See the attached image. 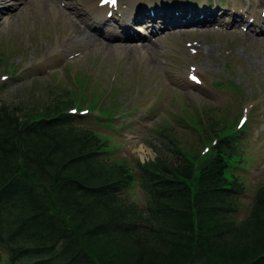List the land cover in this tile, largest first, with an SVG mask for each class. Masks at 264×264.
Here are the masks:
<instances>
[{
    "label": "trees",
    "instance_id": "obj_1",
    "mask_svg": "<svg viewBox=\"0 0 264 264\" xmlns=\"http://www.w3.org/2000/svg\"><path fill=\"white\" fill-rule=\"evenodd\" d=\"M72 94L0 100V263L264 264V183L240 218L245 184L226 176L247 122L198 120L197 151L171 137L166 152L132 167L84 126L98 101Z\"/></svg>",
    "mask_w": 264,
    "mask_h": 264
},
{
    "label": "rangeland",
    "instance_id": "obj_2",
    "mask_svg": "<svg viewBox=\"0 0 264 264\" xmlns=\"http://www.w3.org/2000/svg\"><path fill=\"white\" fill-rule=\"evenodd\" d=\"M51 1L0 0V100L31 103L45 100L50 89H70L77 104L98 101L95 110L85 114L84 126L106 135L112 149L108 155L132 167L136 160L166 152L171 137L184 150L197 151L198 120L236 124L237 117L246 116L247 124L235 140L239 153L230 157L226 172L245 184L238 216H246L254 191L264 183V0H210L200 25L191 22L179 29L175 20L153 36L147 28L139 40L109 46L81 21L75 10L81 3ZM141 1V16L147 20L168 8L206 2ZM191 13L177 16L194 17ZM111 17L105 29L124 39L119 11ZM208 19L213 23H205ZM234 19L239 20L232 25ZM141 23H133V30ZM190 74L200 82L194 83ZM97 109H103L99 119ZM132 193L144 201L138 181Z\"/></svg>",
    "mask_w": 264,
    "mask_h": 264
},
{
    "label": "bare ground",
    "instance_id": "obj_3",
    "mask_svg": "<svg viewBox=\"0 0 264 264\" xmlns=\"http://www.w3.org/2000/svg\"><path fill=\"white\" fill-rule=\"evenodd\" d=\"M20 1H26V0H20ZM42 1H47L48 3H52L51 0H42ZM100 2L101 0H77L76 4L78 5L79 3H81L80 7H75V6L73 7H75L77 14H80V19L82 22H84L88 27H90L99 37H103L106 41H108V43H102L103 46H109L110 45L109 43L111 44H115L117 42L120 43V41L127 42V41H130L131 39L139 40L141 36H139L137 33L138 32L146 33V29L147 28L149 29V27H150V30L148 32L150 33V36H153L155 34V31L157 29L154 26L152 27L149 26V24H145L144 26L146 27L139 26L137 27L136 30H133V23L135 21H140V20L142 21V16L140 14L141 12L137 13V11L138 12L141 11L140 9H141V6L143 5L142 4L143 2L141 0H116V9L120 11V16H121L119 19L121 27L119 29L121 32L124 33V37H123L124 39L116 38L117 36H114L111 33H109V31H107L104 27L105 20H108L107 14H109V11L111 8L108 7V3L103 6L99 5ZM123 4H126V5L123 6ZM1 5L2 4H0V6ZM193 10H194L193 8L189 9L190 12H193ZM203 10L206 11V9L203 8L201 9V11L197 10L196 13H191V14H198L196 16L197 18H195L196 19L195 21H191L190 20L191 17H189L188 15L186 16L185 19H182L180 22H175L176 23L175 26L176 27L179 26V29H182L180 28L181 26L190 24L191 22H192L191 24H199V19H200L199 17L201 16V14L203 15V17L205 15V11L203 12ZM214 12L217 13L216 10H213V12L210 14V16L213 18V21L215 20V17L213 14ZM234 13L236 12L233 10V15H235ZM162 16H163V22L166 24V26L168 25L169 22H173L176 20V19H173L176 15L165 13ZM213 21L208 19L205 21V23L209 24V23H213ZM236 22H237L236 20H232L231 24L235 25ZM117 45L122 46L123 44H117Z\"/></svg>",
    "mask_w": 264,
    "mask_h": 264
},
{
    "label": "snow or ice",
    "instance_id": "obj_4",
    "mask_svg": "<svg viewBox=\"0 0 264 264\" xmlns=\"http://www.w3.org/2000/svg\"><path fill=\"white\" fill-rule=\"evenodd\" d=\"M105 2H107V0H105ZM112 3H115V0H112ZM193 79H195V77H193ZM241 123H243V121H241Z\"/></svg>",
    "mask_w": 264,
    "mask_h": 264
}]
</instances>
